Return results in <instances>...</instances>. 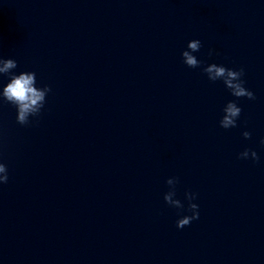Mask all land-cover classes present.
<instances>
[{"label":"clouds","instance_id":"obj_1","mask_svg":"<svg viewBox=\"0 0 264 264\" xmlns=\"http://www.w3.org/2000/svg\"><path fill=\"white\" fill-rule=\"evenodd\" d=\"M202 47L201 41L198 39L190 40L187 44V49L181 55L183 63L189 68H198L201 66V61L197 59L193 53L200 51ZM212 49L209 50V55L213 54ZM17 61L15 59H2L0 58V75L9 76V82L0 90V99L13 105L17 110V122L20 125H28L30 117H37L40 115L41 110L46 103V97L51 88L47 85L44 87H37V79L35 72H20L18 75L13 72L17 68ZM203 72L207 78L215 82L222 80L225 87L230 90L231 95L237 98L246 97L249 100H254V93L244 86V69L234 70L226 68L223 65L215 63L209 64L203 68ZM224 115L220 120V127L224 129L234 128L237 126V120L241 115L242 109L235 101H229L223 109ZM245 139L251 138V133L244 131L242 133ZM264 144V140H261ZM249 156L254 161L259 160V156L254 150L245 149L239 154L240 159H248ZM7 166L0 162V184L7 183L8 181ZM179 182L178 178L171 177L167 179L166 183L170 190L165 193L164 201L171 207L176 209H183L184 205L179 199H174L176 195V185ZM185 198L189 201L188 211L191 215H184L177 220V228H184L190 225L193 220L199 219V206L192 203L196 199V194L186 192Z\"/></svg>","mask_w":264,"mask_h":264}]
</instances>
